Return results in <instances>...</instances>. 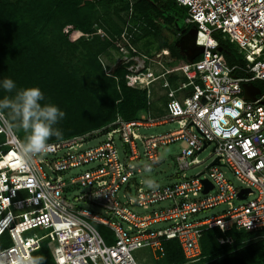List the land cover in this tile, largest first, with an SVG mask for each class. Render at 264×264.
Segmentation results:
<instances>
[{
    "label": "built area",
    "instance_id": "built-area-1",
    "mask_svg": "<svg viewBox=\"0 0 264 264\" xmlns=\"http://www.w3.org/2000/svg\"><path fill=\"white\" fill-rule=\"evenodd\" d=\"M173 1L187 10L186 24L197 30L195 46L204 49L194 62L171 68L168 50L140 53L127 31L132 5L120 38L124 45L114 42L122 64L129 65L127 85L147 93L149 109L138 118L117 116L98 131L49 142L46 152L25 163L19 138L0 116V240L8 235L12 242L0 251V264L33 257L46 241L55 264H144L138 258L141 251L160 262L164 243L171 240L180 245L185 259L181 264H200L206 231L236 229L264 239V94L248 101L243 88L264 84V0ZM215 34L240 49L241 65L227 64ZM171 76L177 77L175 88ZM156 92L165 103L157 104ZM168 124L178 129L155 136L139 132ZM96 135H104L105 141L85 149ZM176 142L187 145L177 160L182 179L143 189L137 178L160 164L158 148ZM208 148L212 161L207 173L187 178L184 172L198 165L197 156ZM84 167L88 169L68 179L63 176ZM132 187L137 188L135 199ZM74 188L86 191L72 203L68 196ZM243 191L249 193L241 197ZM81 202L109 218L78 207ZM164 204L169 205L152 210ZM222 206L220 214L200 217ZM100 227L111 236L104 237ZM35 230L44 235L24 236Z\"/></svg>",
    "mask_w": 264,
    "mask_h": 264
},
{
    "label": "trees",
    "instance_id": "trees-1",
    "mask_svg": "<svg viewBox=\"0 0 264 264\" xmlns=\"http://www.w3.org/2000/svg\"><path fill=\"white\" fill-rule=\"evenodd\" d=\"M114 1L122 6L111 10ZM131 5L132 27L127 30L132 35L131 42L153 38L157 52L168 50L172 63H187L176 42L166 39L162 30L164 24L174 26L187 14L173 0H0V79L11 78L17 86L13 93L0 90V98L14 95L19 89L40 87L46 101L66 113L57 125L61 136L51 137L49 142L98 131L117 116L131 121L147 112L146 91L131 88L125 81L129 65L117 64L111 74H106L100 60L119 51L114 42L124 44L120 38L126 30ZM100 6L107 10L106 15L101 14ZM95 27L105 35L97 34ZM136 27L138 31L134 32ZM74 33L93 38L89 41L78 37L73 42L70 37ZM215 39L231 53H223L230 67L242 64L220 36ZM170 83L177 87V77L171 76ZM255 85L261 91L264 88L262 83ZM165 100L158 99L161 103ZM256 236L236 229L206 231L201 240L205 259L200 264H264V239ZM221 239L233 243L221 244ZM164 248L165 264L185 261L176 240L165 242ZM34 256H43L44 264H55L48 243L42 244Z\"/></svg>",
    "mask_w": 264,
    "mask_h": 264
},
{
    "label": "rangeland",
    "instance_id": "rangeland-1",
    "mask_svg": "<svg viewBox=\"0 0 264 264\" xmlns=\"http://www.w3.org/2000/svg\"><path fill=\"white\" fill-rule=\"evenodd\" d=\"M120 6H122V5L118 1L117 2L114 1L113 6H111V10H113L114 8H118ZM99 10L103 16L107 14V12H106L107 10L104 7L100 6ZM123 16H124V14H123ZM186 16H187V14H185L183 17H181L179 19V21L177 22V24L174 26H169V25H165V24L162 26L163 34L166 37V39H168L169 41L176 42L175 34L177 35L178 33L183 32L185 29H188V30L193 29V26H188L186 24ZM95 30H96L97 34H99L100 36L105 35L103 30H99L98 27H95ZM216 36H220V35L215 34V37ZM78 37H80V38L82 37L83 40H89V41L92 40V38H93L92 36L87 37L83 33H79ZM78 37H77V33H74L70 37V40L75 42L79 39ZM118 43H120L121 45H124L120 41ZM225 43L231 47V50H232L235 58L239 59L242 57V55H240V52H239L240 49H238V47L236 45H234L233 43H230L229 41H225ZM133 45L140 53L148 54V55L155 53L158 49L157 42L154 41L153 38H147V37L139 38L135 42V44H133ZM100 60H101L103 68H105V70H106V74H111V71L115 68V66L117 64L122 63L121 62L122 61V54L119 51L118 52L113 51V52L109 53V55L102 56L100 58ZM181 65H182V62L171 63V68H177ZM263 90H264V88L262 89V91ZM155 97H156L157 104H158V99L160 98L159 92L155 93ZM10 126H11L12 130L14 131V133L16 134V136L21 141L24 134L17 132L12 127L11 124H10ZM177 129H178L177 124H168V125L159 126L156 128H151L148 130H142L141 129L139 132L145 136H151V135L155 136V135L166 134L168 132H172V131H175ZM105 139L106 138L104 135L93 136L87 140V143L85 144V149L95 147V146L99 145L100 143H103L105 141ZM116 142L118 144V147H120V143L118 141V138H116ZM186 148H187V145L184 142H176L173 144H169L166 146L159 147L157 150V153L161 159V162L153 171L147 172V173H145V174H143L137 178L138 183H140L142 185L141 187L143 189H146V190L147 189H154L156 187H164V186H167V185H170V184H173V183L180 181L182 179L181 175L183 173L179 172L177 160H178V157L180 156L182 150L186 149ZM211 153H212V148H208L205 152L199 154L197 156V159L200 161V163L198 165L193 166L191 169L185 171L184 172L185 176L187 178H192V177H196L198 174H201L204 172L207 173V168L212 161ZM87 169H88L87 167L77 169L75 171L68 172V173L64 174L63 176L68 179V178H70L76 174H79L83 171H86ZM223 172L226 174V177L232 183L239 186L236 178L227 169L224 168ZM85 191H86L85 189H81V188L72 189L69 193L68 200L71 201L72 203H74V200L78 196H80L82 193H84ZM136 194H137V188L132 187L131 195H130L132 197V199L136 198ZM120 195L121 196L123 195V190L121 191ZM254 198H255L254 195L250 196L248 201L254 200ZM238 203H240V202H235V204H238ZM168 205L169 204L157 205V206H154L152 208V210H158L160 208L167 207ZM77 206L82 208V209L91 211L95 214H100L105 218H109L108 215H105L104 211L97 210V209L87 205L86 203L81 202V204H77ZM223 209H224V206L208 210V211L202 213L200 215V217L205 218V217L216 216V215L220 214ZM136 212L144 213L140 209L136 210ZM164 227L165 226H160L157 229H163ZM98 230L101 232V234L104 237L105 236H107V237L111 236L110 231L107 230L106 228L100 227V228H98ZM33 234L43 236L44 232H42L40 230H35V231L29 232L27 234H24V236L32 237ZM46 242H44L43 244H45ZM11 245H12L11 240L9 239L8 235H5L2 242L0 243V250L6 249ZM138 258H139V262H141V261H143V259H145L144 264H165V259L161 260L160 262H155L153 260L152 256L146 254V251L139 252Z\"/></svg>",
    "mask_w": 264,
    "mask_h": 264
},
{
    "label": "clouds",
    "instance_id": "clouds-1",
    "mask_svg": "<svg viewBox=\"0 0 264 264\" xmlns=\"http://www.w3.org/2000/svg\"><path fill=\"white\" fill-rule=\"evenodd\" d=\"M16 87L13 79H0V90L13 93ZM65 115L56 104L46 101L38 86L19 89L14 95L0 98V116H4L14 129L24 133L18 152L25 163H29L35 155L46 152L50 148L51 137L61 136L57 125ZM145 170L150 169L145 166ZM44 260L43 256H19L16 264H44Z\"/></svg>",
    "mask_w": 264,
    "mask_h": 264
},
{
    "label": "water",
    "instance_id": "water-1",
    "mask_svg": "<svg viewBox=\"0 0 264 264\" xmlns=\"http://www.w3.org/2000/svg\"><path fill=\"white\" fill-rule=\"evenodd\" d=\"M182 33H185V31H183ZM196 37H197V30L194 27L184 36V38L189 39L188 46L185 48V53L187 54V61L190 63L194 62L203 53L204 50L201 47L195 46ZM181 42L182 39L176 42V47H178ZM219 51L221 53L231 55L230 52L224 50L223 48H220ZM243 88L245 92V99L248 101H255L257 97L262 95V91L256 85H244ZM208 191L209 189L206 190L205 193H207ZM248 193L249 191H243L240 194V196L242 197L243 194H248Z\"/></svg>",
    "mask_w": 264,
    "mask_h": 264
},
{
    "label": "flooded vegetation",
    "instance_id": "flooded-vegetation-1",
    "mask_svg": "<svg viewBox=\"0 0 264 264\" xmlns=\"http://www.w3.org/2000/svg\"><path fill=\"white\" fill-rule=\"evenodd\" d=\"M185 31V33H182V32H180L179 34H181L180 35V37L178 38H176V42H178V41H180L181 39H182V42L179 44V46L177 47V49H178V51L180 52V55L187 61V54L185 53V48L188 46V42H189V39L187 38H184V36L190 31V30H188V29H185L184 30ZM232 54H233V52H232Z\"/></svg>",
    "mask_w": 264,
    "mask_h": 264
}]
</instances>
